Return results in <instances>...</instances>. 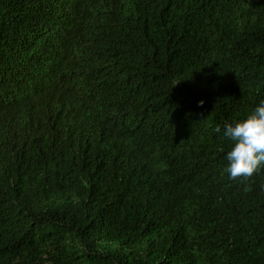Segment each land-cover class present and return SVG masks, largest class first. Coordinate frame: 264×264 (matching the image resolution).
I'll return each mask as SVG.
<instances>
[{"label": "trees", "instance_id": "1", "mask_svg": "<svg viewBox=\"0 0 264 264\" xmlns=\"http://www.w3.org/2000/svg\"><path fill=\"white\" fill-rule=\"evenodd\" d=\"M261 101L264 0H0V264H264Z\"/></svg>", "mask_w": 264, "mask_h": 264}, {"label": "clouds", "instance_id": "2", "mask_svg": "<svg viewBox=\"0 0 264 264\" xmlns=\"http://www.w3.org/2000/svg\"><path fill=\"white\" fill-rule=\"evenodd\" d=\"M215 130L220 132L219 127ZM224 135L233 144L226 156L230 178L248 180L256 175L264 168V101L245 119L227 124Z\"/></svg>", "mask_w": 264, "mask_h": 264}]
</instances>
